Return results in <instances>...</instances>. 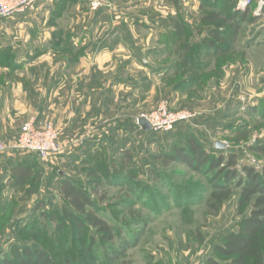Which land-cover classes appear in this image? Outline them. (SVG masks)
Here are the masks:
<instances>
[{
	"label": "rangeland",
	"instance_id": "374dc122",
	"mask_svg": "<svg viewBox=\"0 0 264 264\" xmlns=\"http://www.w3.org/2000/svg\"><path fill=\"white\" fill-rule=\"evenodd\" d=\"M243 1L39 0L26 12L0 16V109L11 106L10 97L28 94V120L51 121L66 145L98 143L94 152L74 158L63 143L46 159L28 155L31 178L6 189L0 201V264L25 245L56 264H96L107 261L104 246L120 240L130 246L112 264H205L250 203L240 205V187L229 182L228 198L212 207L216 171L157 156L193 136L211 156L234 153L238 174L242 163L258 171L264 164V153L250 150L264 143V0H249L242 9ZM212 12L226 19L223 26L202 20ZM234 12H245L246 19H229ZM233 20L239 27L227 36ZM175 21L183 25L179 37ZM212 28L224 31L221 39L212 38ZM208 38L225 50L209 46ZM99 66L111 98L103 122L93 125L97 135L86 137L85 128L60 140V133L69 134L63 123L70 103L84 99L85 89L72 90L70 81L86 71L97 76ZM164 105L192 118L171 131L143 130L138 119ZM45 111L48 117L38 118ZM15 122L18 129L24 123ZM62 179L90 196L97 215L113 227V240L92 226L76 227L63 214Z\"/></svg>",
	"mask_w": 264,
	"mask_h": 264
},
{
	"label": "trees",
	"instance_id": "16d2710c",
	"mask_svg": "<svg viewBox=\"0 0 264 264\" xmlns=\"http://www.w3.org/2000/svg\"><path fill=\"white\" fill-rule=\"evenodd\" d=\"M231 14L229 15V19L237 17V14H241L240 20L246 19L245 12H234ZM202 20L206 22H219L220 26H223L226 22L225 18H221L215 12L204 15ZM238 23L239 21L233 20L229 24V27L225 29V34L232 36L239 27ZM174 24L176 37H179L182 34L183 25L178 21H175ZM210 33L212 38L221 39L224 31L212 28ZM206 41L209 46L217 47L218 51L225 50L222 47V43H217L210 38ZM183 49L184 54L189 50L186 46ZM250 150L264 153V143L252 145ZM23 155L28 157V155L32 154L27 153ZM157 158L166 163L179 160L195 169L201 168L203 170L207 168L209 171H216L217 176L211 179L214 187L218 189L212 193V197L215 200V203L212 204L214 208L221 205L230 195L231 189L227 185L229 182L234 183L235 187H240L239 204L250 203L248 214L237 222L236 228L225 232L220 241L213 244V253L206 257L205 264H264V164L258 171L254 166L242 163L243 175L238 174L237 170L234 169V166L237 164V158L234 153H228L225 159L222 155L218 157L211 156L205 152L202 145L193 136H188L186 145H173L170 152H163ZM24 162L27 165L20 166L17 173L14 174V186L21 187L31 178L32 171L29 167V158H26ZM117 169L115 165L114 171L119 172ZM129 189L132 188L129 187ZM60 190L65 201L62 209L63 214L71 218L76 227L87 229L92 226L97 228L103 239L113 240V227L97 215L95 203L81 187L69 179H62ZM61 224L60 228L64 227L63 222ZM129 246L130 244L127 240H120L116 247L104 246V258L107 261H100L96 264H112L123 250ZM20 250L18 248L12 249V255L9 258L4 257L1 263L56 264L48 253L39 250V248L32 249L30 246L25 245ZM66 263L82 264V262L74 261H67Z\"/></svg>",
	"mask_w": 264,
	"mask_h": 264
},
{
	"label": "crops",
	"instance_id": "0c3cea01",
	"mask_svg": "<svg viewBox=\"0 0 264 264\" xmlns=\"http://www.w3.org/2000/svg\"><path fill=\"white\" fill-rule=\"evenodd\" d=\"M103 67L99 66L98 68H95L96 72H99L97 76H93L91 74V71H86V76L83 78L77 79L76 77H73V80L70 81V88L76 91L78 90V87L80 86L81 88L85 89L82 97L84 99L81 102H77L75 105L71 106L70 103V109H69V114H70V119L69 121H66L63 123L64 120L60 119V124H64V127L68 124V135H64L60 133V140L61 138L65 136H74L77 137L79 136L82 130L86 128V137L93 136L95 137L97 133H93V130L95 131L96 129L94 128V124L99 123L100 121L103 122L104 115H106V111L108 112L109 109L108 107V100L111 98V91L107 90L104 88V84L106 82H109V78L107 79V76L105 75V72L102 69ZM98 69V70H96ZM100 70V71H99ZM60 82V81H58ZM98 83V84H97ZM60 83H58L59 85ZM95 84H97L95 86ZM58 85L55 84L52 88L53 90L58 88ZM50 88V87H49ZM58 90V89H57ZM58 94V92H57ZM56 93H54V96H57ZM116 99H117V92L115 93ZM112 93V98L115 96ZM15 97V96H14ZM29 95L27 94L26 96L22 93L21 95L17 96L15 101L13 100L12 97H10L11 100V106L7 109H0V139L2 140L10 138L14 134H17L19 129V126H15V120L24 122L28 120L30 117V110L28 108L26 109V99L28 100ZM56 98V97H55ZM26 106V107H25ZM25 108V109H24ZM66 113V110L61 112ZM43 115L38 118H44L48 117V114L45 112H42ZM118 116L119 112H118ZM13 117L15 118L13 120ZM18 117V119L16 118ZM39 121V119H38ZM37 121V122H38ZM101 122V123H102ZM63 127V128H64ZM61 128V125L60 127ZM119 128V127H118ZM62 129V128H61ZM80 133V134H79ZM93 133V134H91ZM91 134V135H90ZM85 135H81L83 137ZM61 143H63V140H61ZM65 143V141H64ZM67 146L66 150L68 149L70 157H77L80 154H90L91 152H94L95 149L98 147L97 141L95 139L88 140L84 143V146L82 144L76 145H66ZM28 158L25 157L23 154L19 153H6V152H1L0 151V201L4 200L3 195L6 192V189H13V188H18L20 186H14L13 184V177L14 174L17 173V170L20 166L22 165H27L24 160Z\"/></svg>",
	"mask_w": 264,
	"mask_h": 264
},
{
	"label": "built area",
	"instance_id": "2783aa9c",
	"mask_svg": "<svg viewBox=\"0 0 264 264\" xmlns=\"http://www.w3.org/2000/svg\"><path fill=\"white\" fill-rule=\"evenodd\" d=\"M39 0H0V16L26 12L32 9ZM249 0L239 4L244 8ZM97 7L98 1H92ZM150 124L151 131H171L178 123L190 118L192 114L187 111H170L166 105L144 117ZM64 146L59 141V131L51 121L37 122L35 119L24 122L14 139L0 143V151L6 153L32 154L46 159L59 153Z\"/></svg>",
	"mask_w": 264,
	"mask_h": 264
},
{
	"label": "water",
	"instance_id": "95a60500",
	"mask_svg": "<svg viewBox=\"0 0 264 264\" xmlns=\"http://www.w3.org/2000/svg\"><path fill=\"white\" fill-rule=\"evenodd\" d=\"M138 123H139L140 127H141L143 130H146V131L150 130V124L147 122V120H146L145 118L140 117V118L138 119ZM215 147L221 149V148L224 147V145H222L220 142H216V143H215Z\"/></svg>",
	"mask_w": 264,
	"mask_h": 264
}]
</instances>
